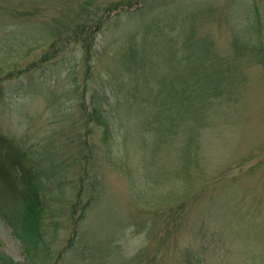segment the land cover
Instances as JSON below:
<instances>
[{
	"label": "rangeland",
	"instance_id": "1",
	"mask_svg": "<svg viewBox=\"0 0 264 264\" xmlns=\"http://www.w3.org/2000/svg\"><path fill=\"white\" fill-rule=\"evenodd\" d=\"M117 1L0 0V137L39 176L38 264H264V0H152L150 14L137 4L106 15ZM96 18L89 57L69 34ZM152 18L135 108L104 136L81 99L122 95L125 48ZM179 34L181 63L164 41ZM193 72L224 87L163 109ZM1 188L0 254L22 263ZM77 200L91 201L83 216Z\"/></svg>",
	"mask_w": 264,
	"mask_h": 264
},
{
	"label": "trees",
	"instance_id": "2",
	"mask_svg": "<svg viewBox=\"0 0 264 264\" xmlns=\"http://www.w3.org/2000/svg\"><path fill=\"white\" fill-rule=\"evenodd\" d=\"M132 1L134 3H132ZM151 1L152 0H122L117 2H108L102 8V10L104 12L107 11L106 15H108L114 9H117L120 5H126L128 7H131L132 5L135 6L137 4H141V6L146 9L145 11H148L151 6ZM79 10V13L84 12L85 6H80ZM162 11L156 14L161 15V17H163L162 15H164L166 11ZM148 12L150 14V11ZM156 14L154 13L151 15ZM154 18H152L151 20L147 19L145 21L147 24L145 25L148 28L145 29V33L147 34V36L142 38L140 42H135L134 38L131 37L129 41L130 45L125 48V58H123L125 62L123 63L122 67L125 68V72H127L128 78L119 85L122 91V95L119 94L118 96L113 97L112 94L106 90L103 91L104 93L101 94L98 90L94 89L89 96V103L86 104V98L81 99L82 101L80 102V107L82 111L86 113V117L88 120L87 122L93 121L96 126L102 127L104 129V136L107 135L111 126V122L113 124L116 122L115 114L117 112L128 110L130 111V109L135 108V99H138V93L140 89L138 80H145V76L139 78V75L137 74V65L140 61L143 60V63L149 59V55L146 53L147 51L145 50L148 49V46L150 45V40L148 39L149 32L154 30L149 28L156 26L157 23ZM174 18L175 17L173 16V19ZM101 20L102 18H96L92 25H89L88 23L79 24L72 29V34H69V37H71L72 41L74 39L76 41L81 42L84 52L89 55V57L91 56L92 50L90 49L91 45H93L94 34L98 31V23ZM59 28L61 27L59 26ZM66 30L69 31V28H66ZM90 38L92 41L87 44L85 39ZM164 41L166 46L169 45L171 50L180 52L181 55L177 58L176 61L181 63L185 60H188V57H190V55L185 52L187 48L185 46V43L183 42V36L181 34L177 35L174 38H165ZM206 49L207 47H205V52ZM45 57L47 56H42L40 58V61L44 62ZM205 59L210 60V66L215 67L216 72H218L217 65L223 67L221 66L222 62L220 60H215V58L208 56L207 54H203V58L199 59L201 64L205 61ZM188 76L191 77L190 80L187 82L184 81L185 84H180V87L184 88L180 90L178 87H176V85H174L173 87V92L175 89L176 95L181 94V98L177 100H170L168 104H162L163 109L169 107L170 110L173 109V112L177 111V114H179V111L181 113V109L183 106L190 103H192L194 106V103H197L193 102V96L201 97L197 98L198 100H200L204 98L203 93L205 91L212 92L213 90H219L224 87L219 86L221 80H215L213 79V76H211L207 81H204V85L202 83L203 81L199 80L198 75L196 73H188ZM180 82L181 81L179 80V83ZM227 82H225L224 85H226ZM195 86L201 87L200 94H197L195 92ZM205 103H207V101H205ZM113 119H115V121ZM156 124L162 129L164 128L163 122L159 121ZM8 141L9 140H7L6 138L0 137V186L2 187L1 189L6 201H8V204L10 205L9 207L12 208V210L14 208L13 215L11 216V214H9L7 219L13 226L15 235L26 250L27 255L25 262L16 263L12 260H9L5 255L0 254V261L2 264H38L39 258L37 257V255L39 252L42 254L45 249V243L40 238L42 233V224L45 220L44 216L46 214V207L42 199L40 198V181L38 179L39 176L34 168L33 171L35 172L31 170L29 164L28 166L26 165V162L22 157L16 156V152L13 149H9ZM6 148L8 149L7 151ZM84 173H86V170L84 171ZM77 203L79 207V215L83 216L84 212L86 211V208L88 207V203H91V201L88 200L82 205H80L77 200ZM76 208V205L73 204V209L75 211ZM42 256L45 257L47 255L42 254Z\"/></svg>",
	"mask_w": 264,
	"mask_h": 264
}]
</instances>
